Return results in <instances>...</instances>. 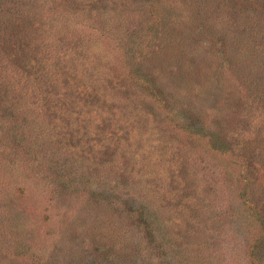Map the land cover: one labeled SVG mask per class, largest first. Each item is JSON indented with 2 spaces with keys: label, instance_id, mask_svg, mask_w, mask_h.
I'll use <instances>...</instances> for the list:
<instances>
[{
  "label": "rangeland",
  "instance_id": "rangeland-1",
  "mask_svg": "<svg viewBox=\"0 0 264 264\" xmlns=\"http://www.w3.org/2000/svg\"><path fill=\"white\" fill-rule=\"evenodd\" d=\"M47 1L84 39L49 111L0 106V264H264V0Z\"/></svg>",
  "mask_w": 264,
  "mask_h": 264
},
{
  "label": "trees",
  "instance_id": "trees-1",
  "mask_svg": "<svg viewBox=\"0 0 264 264\" xmlns=\"http://www.w3.org/2000/svg\"><path fill=\"white\" fill-rule=\"evenodd\" d=\"M234 2H239L245 11L248 9L252 12L263 10L259 2H255L256 5L247 0H235ZM41 3L47 7L48 16L51 17L50 20H47L49 24L47 28L45 25V27L39 30L35 28L34 23L29 20H23V22L17 23L15 20L18 16L16 15V17H14L13 12L6 16H3L1 13L0 16V20H2L0 25L4 24L7 27V29L2 28L0 34L1 41L3 42L2 45H0V106L5 107V113L11 118L9 121L14 122V124L10 125L12 127L15 126V123L20 121L37 120L35 119L36 117H40L45 111L47 112L52 108L50 105L46 104L52 99L54 100V98L58 99L61 97L60 73L63 70L64 74H70L68 71L71 61L69 53L72 50H76L75 47L84 39L83 34L81 35L77 30V28L83 27V22L81 25H74V32H70L65 26H63V28L57 27V25L54 24L55 19L64 21V13L60 14L61 11L59 6L51 5V3L48 4L47 0H41ZM239 10H241L240 7L238 8V11ZM44 28L49 31L43 32L42 30ZM21 37L27 39L24 44H22L23 40L20 41ZM39 37H42L44 42L48 43V48L46 50V47H44L45 43H37ZM73 38H79V40L72 41ZM129 50H131V47ZM47 51L48 53H46ZM34 54H37L36 63L35 59L33 60L32 58ZM48 54L63 55L60 57L62 61L61 65L55 66L50 57H48ZM37 59H40V62H38ZM29 61L32 63H29ZM36 64L41 68L34 69L33 66ZM30 66L34 71L30 70ZM63 79H65V76ZM18 80L27 82L26 84H22L18 82ZM20 103L24 104L25 112L28 113L31 119L28 118L23 120L19 117V111L16 110V106L19 104L18 108H20ZM14 116L17 121L13 119ZM243 150L244 147L241 146V151ZM237 152L238 151H234V149L231 151L229 146H227L219 152V155L223 157L229 155L235 160L241 161L243 157L240 155V152ZM241 167V172L244 171V176L239 178L245 180L246 172L243 164H241ZM221 173L218 174L222 176ZM246 187L245 185H241L239 189L236 190V197L239 201V206L243 209L244 215L252 221L254 217L260 215V211L256 202L250 200L248 193L245 192Z\"/></svg>",
  "mask_w": 264,
  "mask_h": 264
}]
</instances>
